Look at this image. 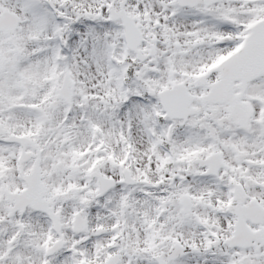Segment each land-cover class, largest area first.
I'll return each mask as SVG.
<instances>
[{
  "label": "snow or ice",
  "instance_id": "snow-or-ice-1",
  "mask_svg": "<svg viewBox=\"0 0 264 264\" xmlns=\"http://www.w3.org/2000/svg\"><path fill=\"white\" fill-rule=\"evenodd\" d=\"M0 264H264V0H0Z\"/></svg>",
  "mask_w": 264,
  "mask_h": 264
}]
</instances>
